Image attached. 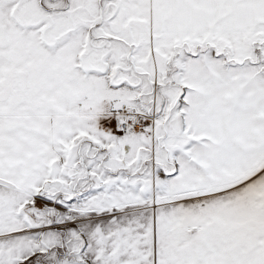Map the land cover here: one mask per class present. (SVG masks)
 Listing matches in <instances>:
<instances>
[{"label":"snow or ice","instance_id":"snow-or-ice-1","mask_svg":"<svg viewBox=\"0 0 264 264\" xmlns=\"http://www.w3.org/2000/svg\"><path fill=\"white\" fill-rule=\"evenodd\" d=\"M0 264H264V0H0Z\"/></svg>","mask_w":264,"mask_h":264}]
</instances>
